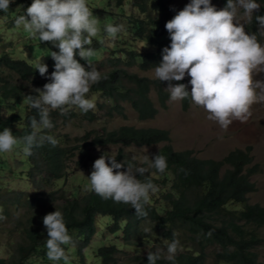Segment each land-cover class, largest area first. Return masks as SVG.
I'll return each instance as SVG.
<instances>
[{"label": "trees", "instance_id": "1", "mask_svg": "<svg viewBox=\"0 0 264 264\" xmlns=\"http://www.w3.org/2000/svg\"><path fill=\"white\" fill-rule=\"evenodd\" d=\"M29 1L32 0H14L8 12L15 10L18 4ZM110 1L116 6H122L126 0ZM220 1L226 7L227 0ZM257 3L260 4V9L249 21L246 32L249 35L255 34L261 43L264 42V30L255 17L264 16V0H257ZM132 5L140 15L133 17L132 26L127 27L124 35L128 36L130 44L125 49L117 47V44L111 45L109 56L100 62L107 70L101 73V80L92 85L89 92L104 99L98 105L108 118H127L124 104L128 102L138 113L140 120H147L155 118L159 112V107L151 97L153 89L157 93L160 107L168 106V82L140 75L131 68L138 66L147 71L159 66L163 49L171 44L165 25L179 11L168 6L164 0H134ZM155 9L158 11L156 16L153 15ZM0 14L6 15L3 12ZM130 33L133 35L131 40ZM90 47L98 49L101 45L96 42ZM107 49L108 47L99 53ZM76 58L80 60L78 56ZM83 62L80 60L81 64ZM47 66L48 73L42 77L29 62L15 59L7 51L0 52V131L11 129L17 138L31 133L30 119L35 117L39 120L40 110L30 107L28 96L38 95L36 89H42L50 82L47 77L54 71V64ZM12 73L25 83L11 78ZM172 83H184L188 86L185 79ZM187 90L191 93L190 88L187 87ZM191 104V97L183 99L182 109L188 110ZM71 107L66 106L65 114H61L59 109L49 108L50 120L54 126L42 130L41 134L53 136L58 141L57 146L45 143L42 147H34L31 156L23 152V145L20 146L24 155L22 162L30 168L28 171H13L10 167L7 172L20 176L23 180L28 179L33 186L57 187L70 174L68 161L78 153H81V159L86 161V165L95 160L91 151L93 147L151 146L164 142L156 155L161 154L166 158V171L161 174L154 168H149L145 176L137 174L141 181L150 178L158 188L145 206L148 215L138 217L131 205L103 199L90 190L84 194L77 191L67 195L66 191L52 189L48 192L49 197L42 200L41 196L45 195L43 191L34 190L29 194L15 191L0 176V217H4L0 219V231L7 236L8 244L12 247L11 252L0 255V264H64L63 260L54 263L46 255L48 235L43 218L56 210L62 213L69 235L80 243L63 246L68 256H76V260L70 259L73 264H86L88 257L83 250L90 245L97 233V218L100 215L108 218L106 229L117 238L120 235L124 240L123 244L129 247L141 249L149 245L154 235H161L171 242L178 240L174 261L166 259V255L160 251L161 258L156 264H264L256 251L264 240L261 233L264 227V206L248 203V194L257 190L252 176L262 170L259 163H254L251 145L231 151L222 160L203 159L190 149L175 150L167 129L122 125L113 130L89 132L79 139L83 142L68 147L65 142L68 136L59 141L54 130L58 127L59 118L67 123L76 117V111ZM84 117L94 121L97 113L89 110L84 113ZM116 160L122 162L120 156ZM131 162L136 165V162ZM77 165L84 167L78 161ZM124 169H127V165L120 170ZM24 183L27 188L28 182ZM57 192H61L58 197ZM158 194H161L159 199ZM53 198L60 199L58 209L47 207L48 199L53 201ZM144 223L150 225L152 232L145 233ZM17 234L20 237L14 242L12 238L17 237ZM209 248H214V252L210 254ZM119 250L116 243L111 241L109 246L101 245L95 257L100 259V264H121L116 256ZM1 251L3 249L0 247V253ZM156 251L152 249L149 252ZM149 252L135 254L131 258L132 262L122 264H148ZM211 256L214 261L209 259Z\"/></svg>", "mask_w": 264, "mask_h": 264}, {"label": "clouds", "instance_id": "2", "mask_svg": "<svg viewBox=\"0 0 264 264\" xmlns=\"http://www.w3.org/2000/svg\"><path fill=\"white\" fill-rule=\"evenodd\" d=\"M13 2L0 0V12L7 13ZM18 8L22 9L23 5ZM259 9L257 0H227L226 7L221 10H217L211 0H191L166 23L171 44L163 49L162 62L154 67L153 73L156 80L168 82L166 91L170 94V103L191 97V102L202 107L208 113L207 118L225 131L234 121L249 120L252 105L264 102V80L254 79L264 73V46L255 34L246 33L241 21H251ZM255 19L264 30V16ZM14 23L38 37L41 43L51 42L59 49L51 51L55 64L54 71L47 77L50 82L36 89L38 95L28 96L30 107L40 110L39 120L30 119L31 133L17 138L11 129L0 131V153L23 145V152L31 156L34 147L58 144L53 136L41 134L42 130L54 126L49 108L59 109L61 114L66 113V106H76L84 113L95 108L86 95L91 86L101 80L100 72L92 67L95 49L89 47L99 32V21L93 16L87 0H33ZM121 29L120 25L106 24L105 40L114 42ZM77 56L87 62L88 68ZM36 70L44 77L48 66L41 60ZM186 75L190 77L191 93L184 83H172L183 81ZM144 162L147 167H138L131 161L117 162L116 157L102 155L93 164L88 188L103 199L131 205L138 217H146L145 206L158 188L150 178L141 181L137 174L145 176L149 168L163 174L167 161L158 154L151 160L144 157ZM125 165L126 171H117ZM43 225L48 235L45 245L48 260L70 264L63 246L71 243V236L62 213L58 210L48 213ZM178 245V240L167 245L166 259L174 261ZM160 258L159 250L149 252L148 264H156Z\"/></svg>", "mask_w": 264, "mask_h": 264}, {"label": "rangeland", "instance_id": "3", "mask_svg": "<svg viewBox=\"0 0 264 264\" xmlns=\"http://www.w3.org/2000/svg\"><path fill=\"white\" fill-rule=\"evenodd\" d=\"M164 1L168 6L173 7L178 11L183 10L185 6L191 2V0ZM32 2L33 0L26 3H20L14 8L15 10L6 13V15L0 14V52L7 51L15 59H23L29 62L36 70V65L41 60L46 65L55 64V61L50 56L51 51L58 52L59 49L54 47L51 42L41 43L38 37H33L30 33L26 32L23 29V26L17 27L15 25V18L18 15L23 14V12H26L27 7L30 6ZM211 3L217 8V10L225 8L220 0H211ZM87 4L93 12V16L98 18L99 21L97 25L99 32L97 36L93 38L92 43L98 42L101 47L95 49V55L91 58V61L92 67H95L101 74L107 70V67L101 66L100 62L107 59L109 56L111 45L117 44V47L125 49V47H128L130 44V41L127 40L128 36L124 35L126 30L132 26L131 23L133 17H137L140 14L132 5L134 4V0H126L122 6H116L115 3L110 0H87ZM19 5H23V8H18ZM157 12L158 11L155 9L153 15L156 16ZM109 23L122 26V29L117 34V38L114 42H108L105 40L106 33L104 32V26ZM241 23H244L245 31H247L246 26L249 21L242 20ZM132 36L133 35L130 33V40L133 38ZM261 45L264 46V42H261ZM106 47H108V49L105 52L99 53L100 50H104ZM82 64L86 68L88 67L86 61ZM153 69L144 71L139 69L138 66L131 68L132 71L138 72L140 75L154 78ZM10 76L19 82L25 83V81L21 80L15 73H12ZM254 79L264 80V73L254 76ZM185 80L188 82V88L191 90V85L189 83L190 77L186 75ZM167 88L168 84L166 85V89ZM151 97L159 107V112L153 119L140 120L138 113L128 102L124 104L127 118L124 119L120 116L108 118L104 111L99 109L98 105V103L104 101V99L102 97L97 98L92 92H89L86 95V98L94 102L95 108L93 110L97 113V119L89 121L84 117V112L78 107L72 106L71 108L76 111V117L72 118L67 123L59 118L58 127L54 130V135L59 141L62 137L68 136L65 138L66 146L74 147L83 142V140L80 142L79 139L89 132L94 133L101 132L102 130H113L122 125L156 127L169 130L171 137L170 143L175 150L181 151L190 149L200 158L215 160H222L231 151L238 148L245 149L247 146L251 145L253 147L252 154L254 155V163H259L262 170L252 176V180L256 183L257 190L248 194V203L264 206V102H257L252 105L250 109L252 115L247 122L242 123L240 121H234L225 131L221 129L215 121H211L207 118L208 113L202 107L192 103L190 108L184 111L182 109V100L170 103L169 99L167 102L168 106L162 108L159 105L158 96L154 89L151 92ZM164 144L165 143L163 142L151 146L109 145L106 147H93L91 151L95 160L102 155L113 157L120 156L122 162L124 160L133 161L136 162L135 166L147 167L148 165L144 162V157L147 156L149 160L154 159L156 153ZM20 146L22 145L15 146V149L11 152L0 153V176L3 177V181L6 183L8 182V186L11 185L15 191H25L28 194L32 193L34 190L43 191L45 193L44 196H41V199L43 200L44 198L49 197L48 192L52 189H55L56 191H66L67 195H72L77 191L80 194H84L89 190L88 176L93 170L95 160L88 162L85 165L86 161L83 162L81 159V153L70 158L68 161L70 174L65 180H61L57 187L51 185L43 188L42 185L35 184L33 186L28 179L24 178L25 180H23L20 176L11 175L7 172V169H10V167L13 171H22V169L28 171L30 168L29 166L26 167L25 163L22 162L24 155L23 152H21L22 148H19ZM78 150L79 149H77L76 152H78ZM133 157H135V159H133ZM77 161L84 165V167L77 165ZM126 170L127 169H124V171ZM24 182H28L30 186L28 185L26 188ZM58 195H61V192H57L56 197H58ZM160 197L161 194H158L157 199ZM50 199L47 201V207L58 209L60 199L57 200V198H53V201ZM97 219L100 224L97 225V233L92 239L90 245L83 250L85 256L88 257L86 264H100V259L95 257L96 251L101 245L109 246L111 241L116 243L117 247L120 249L116 256L118 262L121 264L124 262H132L131 258L135 254H146L152 249L159 250L166 255V248L167 245L171 243V240L166 239L161 235H154L152 240L149 241V245L142 247L141 249L129 247L123 244L124 240L120 235L119 238H117V236L110 233L108 228L106 229L105 223L108 220L106 216L100 215ZM13 222L14 220H12V223ZM149 227L150 225L148 223H144L145 233L152 232ZM261 233L264 238V227L261 229ZM18 237H20V234H17V237L12 238V240L14 242L18 241ZM71 238H73L71 239V245L80 244L77 239L74 237ZM184 242L186 244V239ZM8 243L9 240H7V236L0 231V247L3 249L0 255H6V253L12 251V247ZM181 250H184V248H181ZM208 250L210 251V254L214 252V248H209ZM256 251L259 254V259L264 262V240L256 248ZM69 257L71 261L77 259L76 256L70 255ZM209 259L214 261L212 256ZM71 261L70 264H73Z\"/></svg>", "mask_w": 264, "mask_h": 264}]
</instances>
